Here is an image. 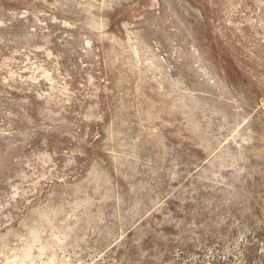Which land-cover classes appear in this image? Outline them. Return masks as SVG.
Instances as JSON below:
<instances>
[{
    "label": "rangeland",
    "instance_id": "rangeland-1",
    "mask_svg": "<svg viewBox=\"0 0 264 264\" xmlns=\"http://www.w3.org/2000/svg\"><path fill=\"white\" fill-rule=\"evenodd\" d=\"M0 264H264V0H0Z\"/></svg>",
    "mask_w": 264,
    "mask_h": 264
}]
</instances>
